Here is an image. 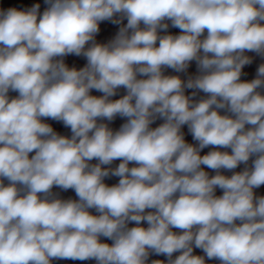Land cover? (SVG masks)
<instances>
[{
	"label": "clouds",
	"instance_id": "clouds-1",
	"mask_svg": "<svg viewBox=\"0 0 264 264\" xmlns=\"http://www.w3.org/2000/svg\"><path fill=\"white\" fill-rule=\"evenodd\" d=\"M46 3L42 14L39 4L0 10V264H147L150 252L167 264H205L193 245L220 264H264V196L254 193L264 185V64L241 80L252 62L246 50L264 55V0ZM123 18L113 40L95 41L101 21ZM166 20L181 34L159 35ZM69 54L87 64L69 68ZM193 60L200 74L187 82L163 73ZM121 86L127 94L111 100ZM185 88L208 96L193 101ZM10 90L19 95L10 99ZM117 115L128 118L118 131L98 123ZM157 117L164 123L150 127ZM42 118L62 121L71 137ZM185 124L198 147L186 143ZM207 146L231 152L200 155ZM253 156L251 168L220 174ZM114 160L122 162L102 167ZM110 174L118 184L104 183ZM53 186L79 199L52 198Z\"/></svg>",
	"mask_w": 264,
	"mask_h": 264
},
{
	"label": "rangeland",
	"instance_id": "rangeland-1",
	"mask_svg": "<svg viewBox=\"0 0 264 264\" xmlns=\"http://www.w3.org/2000/svg\"><path fill=\"white\" fill-rule=\"evenodd\" d=\"M35 4L40 5V9H39L40 14H42L43 11L49 7L48 3H46V0H0V10L6 11L9 8H16L17 10L26 11V10L30 9L32 6H34ZM113 19L120 20L121 19L120 14H116V16L113 17ZM165 23L168 24V28L166 30L165 29H159L158 30L159 35L178 36L181 34V29H179L178 27H173L170 20H166ZM126 24H127L126 18H123L120 23H113L112 20L101 21L99 23V32L95 35V41L97 43H100V44L109 43L111 40H113L116 37V35L119 32V29L121 27L125 26ZM141 27H143V24H141ZM201 39H203V37H201ZM90 43L91 42H89V45H90ZM158 44H159V42L157 41V46H158ZM89 45H86V47ZM201 53H202V50H201ZM245 55L249 56L251 58L252 62L250 64H246L243 67V70L253 80L257 77V71H258V68L260 67V65L264 64V55L258 54V53L253 52V51H247V50L245 52ZM62 59L64 60L65 64L69 68L75 67V68H77V70H79L80 68L84 67L87 64V58L84 57L83 55L77 56L75 54H69V55L64 56ZM163 73H164V75H178V76H180V78L183 81L187 82V80L190 77L195 78L197 75H199L200 69L197 65V62L195 60H193V61L189 62L188 68L183 72H176L172 68H164ZM137 78H146V77L140 76L138 74ZM260 89L264 92V87H262ZM193 93H195V96L192 95ZM90 94L95 95L97 97L103 95L102 92H99L95 89L91 90ZM126 94H127V90L123 86H121L116 90V94L114 96L110 97V99L111 100L120 99ZM18 95H19L18 92L11 90L9 98L10 99L15 98ZM185 95L189 96L193 101H199L200 99L207 98V96H208V94L204 93L201 90L187 89V88H185ZM218 111L220 112L221 115H225V114L231 115V113H228L226 109H220ZM127 119H128L127 117H121V116L117 115L112 121H108L107 119H103V120H98V123H106L108 125V127L115 132V131H118L120 129V127L124 123L127 122ZM42 122L48 123L49 125H51L53 130L59 135L66 136L69 138L72 135L70 127H66L62 121H56V120H53L51 118H42ZM162 123H164V120L162 118L157 117L155 119V121L150 125V127L155 128V127H158ZM246 127H251V126L248 125ZM181 131L184 135L186 143H189V144H192V145L198 147V141L193 139V136H192L191 132L189 131L187 124L182 126ZM212 150L228 151L229 153L231 152L230 148H214L213 146H207L204 149L200 150V155H205ZM34 154H35L34 152L30 153L29 154L30 158ZM253 159H255L254 156L250 158V160L248 161L247 164L241 163L240 165H238V167L236 169H233V170L220 169L219 172H220V174H223L225 176L230 177L235 172L243 171L246 167L251 168ZM120 162H122V161L121 160H114L112 162V164L102 165V167L114 169V168L118 167ZM89 163L90 164H96V163H98V160L93 159L92 161H89ZM133 166H136V165H134L133 163L130 162L129 167H133ZM201 168L209 174L210 178H211V176H214L217 174L215 170H212L205 165H201ZM119 179H120V177L113 176L110 174L108 177L104 178V183L107 184L108 186H114V185L118 184ZM3 182L5 185H7L9 183V181L7 179H4ZM18 187H19V185H18ZM51 192H52V198H59L62 200H69V199L78 200L79 199L78 196L76 195L74 189L64 190L58 186H53ZM254 193L257 197L264 196V188H262L260 186L259 188H256L254 190ZM222 194H223V190L220 189L219 187H217L215 189V195L221 196ZM89 211L93 215H99V213H97L95 209H89ZM145 211L148 212V211H154V210L153 209H146ZM237 223H240V221H237ZM133 226H136L135 222H129L128 227H133ZM141 226L146 228L148 226V224L146 221H142ZM172 230L174 232H176L177 234H180L182 231L180 229H175V228ZM100 240H101V242L108 243L109 245H111L113 243V241L111 239L103 237V236L100 237ZM180 254H181L180 252L173 253L172 258L175 259ZM193 254L205 256V264H220V261L218 259H208L205 255V253L203 252V250L196 248L194 245H193ZM157 259L162 260V261H164V264H167L168 257L166 255H162V254L157 255L153 252H150L147 264H151L152 260H157ZM52 264H97V262L94 259H89V260L53 259Z\"/></svg>",
	"mask_w": 264,
	"mask_h": 264
},
{
	"label": "water",
	"instance_id": "water-1",
	"mask_svg": "<svg viewBox=\"0 0 264 264\" xmlns=\"http://www.w3.org/2000/svg\"><path fill=\"white\" fill-rule=\"evenodd\" d=\"M207 35V30H205V33L203 34V38ZM242 81H248L250 82L252 79L249 77V75L242 69V75H241ZM258 91L261 92V94H264V92L261 89H258Z\"/></svg>",
	"mask_w": 264,
	"mask_h": 264
},
{
	"label": "flooded vegetation",
	"instance_id": "flooded-vegetation-1",
	"mask_svg": "<svg viewBox=\"0 0 264 264\" xmlns=\"http://www.w3.org/2000/svg\"><path fill=\"white\" fill-rule=\"evenodd\" d=\"M251 166H252V165H251ZM261 187L264 188V185H261ZM255 189H256V188H255ZM255 189H254V190H255Z\"/></svg>",
	"mask_w": 264,
	"mask_h": 264
},
{
	"label": "trees",
	"instance_id": "trees-1",
	"mask_svg": "<svg viewBox=\"0 0 264 264\" xmlns=\"http://www.w3.org/2000/svg\"><path fill=\"white\" fill-rule=\"evenodd\" d=\"M10 93H11V90L9 91L8 96H10Z\"/></svg>",
	"mask_w": 264,
	"mask_h": 264
}]
</instances>
